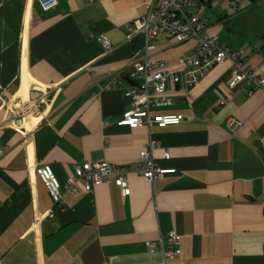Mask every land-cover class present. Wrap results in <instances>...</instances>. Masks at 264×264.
Wrapping results in <instances>:
<instances>
[{
  "label": "crops",
  "instance_id": "1",
  "mask_svg": "<svg viewBox=\"0 0 264 264\" xmlns=\"http://www.w3.org/2000/svg\"><path fill=\"white\" fill-rule=\"evenodd\" d=\"M150 3L59 0L45 11L38 0H0V264H264V88H231L229 61L197 85L184 82L177 59L194 40L160 31L145 52L146 35L133 29ZM217 14L207 32L245 49L244 62L264 74V13H251L246 21L257 25L245 32L235 25L230 43ZM145 58L166 59L181 74L156 94L172 102L151 106V113H182L181 123L118 124L137 83L128 78L130 62ZM38 96L42 110L15 114L20 101ZM229 117L243 122L235 132ZM150 143L155 162L174 173L141 174ZM100 159L127 167L129 194L114 177L89 190L81 180L78 190L68 188L77 164ZM46 163L61 183V202L36 174ZM169 231L180 235L176 244ZM150 242L159 247L147 251ZM163 248L179 253L168 258Z\"/></svg>",
  "mask_w": 264,
  "mask_h": 264
},
{
  "label": "built area",
  "instance_id": "2",
  "mask_svg": "<svg viewBox=\"0 0 264 264\" xmlns=\"http://www.w3.org/2000/svg\"><path fill=\"white\" fill-rule=\"evenodd\" d=\"M45 11L55 8L59 0H38ZM201 0H151L150 8L145 15L134 22V31L146 35L144 51L148 52L155 48V39L160 31L166 32L170 37L178 41L188 39L194 40L191 50L180 55L177 64L184 68V82L189 85H197L213 69L215 65L229 61L233 67L228 79L231 88L241 87L248 93L256 88H264V74H257L249 67L243 59L245 49H234L220 41L216 35L207 32L209 19L203 15L199 3ZM204 1V0H203ZM233 6L240 0H227ZM201 8V9H199ZM107 50L112 48L107 37L102 38ZM170 63L166 59H148L130 62L128 78L137 83L128 88L133 100L131 105L124 111L120 119V125L137 127L141 125L165 127L176 125L183 120L182 113H151V106L158 104H169L172 99L169 96H158L166 90L168 80L174 82L182 81L181 74L170 69ZM119 79L117 87L122 83ZM42 96L35 97L31 101H20V107L15 114L25 116L44 108ZM227 127L233 132L237 131L243 122L229 117L226 121ZM31 131L23 133L25 139L31 135ZM154 143L141 152L140 172L147 180L175 172L173 167L158 165L151 153ZM37 176L46 186L54 202L62 201L61 183L53 170L51 164H38L35 168ZM116 178L123 194H129L128 169L125 166L110 163L104 159L88 160L75 166V174L68 181V188L76 191L79 189V180L83 181L86 190L94 188L110 178ZM168 241L176 244L180 235L174 231L167 233ZM155 242L147 243V251L157 249ZM168 258L178 255L174 248H163Z\"/></svg>",
  "mask_w": 264,
  "mask_h": 264
},
{
  "label": "rangeland",
  "instance_id": "3",
  "mask_svg": "<svg viewBox=\"0 0 264 264\" xmlns=\"http://www.w3.org/2000/svg\"><path fill=\"white\" fill-rule=\"evenodd\" d=\"M226 3L228 4L227 0H219L218 4L215 3V5L211 6V9L209 8L207 10V13L210 15L212 21L213 19L216 20V17L218 16L217 13L223 15V18L219 19L218 21H222V25H225L226 28H224L223 34L226 40L230 43V40L234 41L235 38V35L233 34L232 30L235 25L238 26V32H245L246 30H249L248 25H257L256 20L254 18L248 19L247 21L246 18L251 13H259L260 11L264 13V2H260L253 6V3L250 0H245L239 5L238 9L228 6ZM218 21H216V24L219 25ZM229 28L231 29L230 32L228 31Z\"/></svg>",
  "mask_w": 264,
  "mask_h": 264
},
{
  "label": "trees",
  "instance_id": "4",
  "mask_svg": "<svg viewBox=\"0 0 264 264\" xmlns=\"http://www.w3.org/2000/svg\"><path fill=\"white\" fill-rule=\"evenodd\" d=\"M214 1H216V0H204V1L201 0L200 3H199V7L202 8V9L199 8V9H201L200 12H202L203 15L206 16V17L209 19V24L212 23V20H211L210 16L206 14V9H207L208 5H211ZM243 1H244V0H243ZM227 2H228V1H227ZM241 3H242V0H240V2H238L237 5H235V6H233V5L230 4V3H228L227 5H228V6H231V7H233V8L238 9V8H239V5H240ZM203 8H204V9H203ZM203 10H204V12H203ZM211 25H212V24H211ZM208 26H209V25H208Z\"/></svg>",
  "mask_w": 264,
  "mask_h": 264
},
{
  "label": "water",
  "instance_id": "5",
  "mask_svg": "<svg viewBox=\"0 0 264 264\" xmlns=\"http://www.w3.org/2000/svg\"><path fill=\"white\" fill-rule=\"evenodd\" d=\"M19 107V106H18Z\"/></svg>",
  "mask_w": 264,
  "mask_h": 264
}]
</instances>
